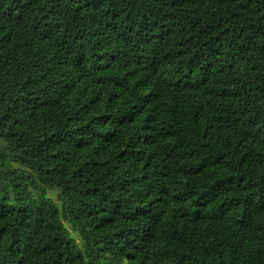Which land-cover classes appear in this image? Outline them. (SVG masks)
I'll return each mask as SVG.
<instances>
[{
  "label": "trees",
  "instance_id": "obj_1",
  "mask_svg": "<svg viewBox=\"0 0 264 264\" xmlns=\"http://www.w3.org/2000/svg\"><path fill=\"white\" fill-rule=\"evenodd\" d=\"M0 264H264V0H0Z\"/></svg>",
  "mask_w": 264,
  "mask_h": 264
},
{
  "label": "rangeland",
  "instance_id": "obj_2",
  "mask_svg": "<svg viewBox=\"0 0 264 264\" xmlns=\"http://www.w3.org/2000/svg\"><path fill=\"white\" fill-rule=\"evenodd\" d=\"M49 195H50V197H51L55 202H57V191H56V190L51 191V192L49 193ZM71 234H72V236L75 237V235H74L73 233H71Z\"/></svg>",
  "mask_w": 264,
  "mask_h": 264
}]
</instances>
